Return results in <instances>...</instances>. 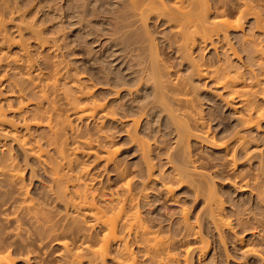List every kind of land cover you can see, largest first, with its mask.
I'll use <instances>...</instances> for the list:
<instances>
[{
	"label": "rangeland",
	"instance_id": "obj_1",
	"mask_svg": "<svg viewBox=\"0 0 264 264\" xmlns=\"http://www.w3.org/2000/svg\"><path fill=\"white\" fill-rule=\"evenodd\" d=\"M208 1L215 2L217 0ZM122 2L125 1L0 0L2 4L0 5V16L7 15L6 17L2 16L3 19H1L2 21L5 19L4 22H7L4 25L7 24L5 27L10 32L9 36L11 34V37H14L13 39L19 37L16 27L13 28L19 22L24 26L22 30L23 37L28 39L31 44L34 40L33 30L36 31L37 36H40L46 42L48 41L45 44L46 46H43L44 48L35 47L36 49H34L32 47V57L35 55L36 58L34 59L37 62L36 68L46 69L43 73L47 72V75L48 71H52L49 69L53 65L52 62H56L55 59L58 61L61 59L62 65L63 62H66L67 66L69 64L68 70H73L69 75L74 76V73H76L78 77L80 74L79 78L82 81L84 80L85 86L92 89L94 96H97V100L98 98H100L98 101L104 100L109 107L111 106L110 108L116 110L117 116L119 115L120 118L115 121L107 119L105 127L106 131L112 134L111 139H113V144L117 149L116 157L119 158L118 160L122 166H126L128 175L132 179V187L140 193L138 204H140L141 214L147 219L152 218L156 224H162L166 231L169 229V231L175 233L178 230L177 224L180 222L181 212L184 209L189 219L195 221L196 227H199L197 229L200 231L199 235L204 236H202L205 238L204 243L207 240L205 243L208 245L207 256L197 257L196 252H199L200 245L203 244H200L199 239L203 238L201 236H199V239L196 238L197 240L192 237L188 238L190 245L192 244V247H195L192 250L194 252L191 251L192 255L190 253L192 263L190 257H188L190 264H204L203 262L209 260V258L212 264H264V120H261L258 127L253 125L242 127L239 114L245 110L238 106L240 104L239 98L236 94L231 95L229 89L214 85L212 79L198 77L196 74L191 73L193 69H191L189 59L182 56V52L174 46L175 43L169 42L170 39L167 35H169L170 25L168 26L163 18L158 19L156 17H149L145 22L139 20L135 22V17L129 16V19V17L122 15L124 13L122 11L126 10ZM229 2L231 1L229 0ZM260 2L263 4L264 0ZM230 19L233 20V16ZM253 26V16H248L242 20V29L246 34L252 30L256 32ZM241 33L242 31L239 29L230 30L228 33L229 41L233 42L234 46L237 45V48L236 35ZM261 37L264 39V36L261 35ZM221 38L222 35L218 38L212 36L213 44L210 43L211 40L207 41L208 43L206 42L205 45L202 43L195 44L192 49V56L195 60L201 62L204 65L203 67L216 66L221 62H225V64L227 62L229 64L233 63V66L247 75L242 76L243 79L240 78V82L238 81L235 87L240 88V90L244 89V91L250 88L251 91L257 89L258 86L257 90L259 91L254 90L256 91L253 96L254 101L255 103H261L259 106L263 105L264 99L260 91L264 89V68L258 69L260 66L255 62L257 59H251L250 63L254 62V65H250H252L255 73L258 72L259 75H257L260 78L259 84L256 86L253 78L248 77L250 73L246 74V68L250 66L247 63L249 62L247 61L248 58H245L246 52L242 53L243 51L238 48V53H241L239 58H234L228 51V53H223L225 49H223L222 45L224 44ZM51 41L56 42L55 44L59 43L58 49L57 46L53 48H56L54 51L52 48L47 49L53 44ZM151 47L156 51H152L153 48ZM2 48L1 46L0 52L3 50ZM8 50L6 51L9 54L15 55L18 52L17 44L11 46ZM40 53L42 54L39 55ZM43 53L47 55L46 60ZM151 59L159 60L161 67L163 66L167 70L164 69V72H168L164 78L171 79L172 82L179 80L182 84L187 83H184L183 86L186 85L184 89L187 88L185 92L187 94L188 91L187 95L191 98L189 99L191 101L187 103L189 106L187 104L186 106L194 107L195 111H198L194 115L197 121L194 120V122L193 119L189 118L190 121L186 118L187 123L190 121L188 125H190L189 131H191L189 138H185L187 141L181 140L184 142H182L183 144L181 142H177L179 145L176 144V141H179L177 138L178 124L174 119L181 116L178 113H181L182 110L180 112L178 109L186 108V106L180 107L176 100L174 101L170 92L163 95L157 91L152 80L147 81L155 75L154 72L145 73L143 71ZM233 68L230 70L234 71ZM1 69L6 70L10 76H14V70L5 69V66L4 69L3 67L0 68V76L6 72H2ZM16 72L18 71H15V76L19 75L18 73L24 74L23 70ZM143 75L145 78L141 79ZM73 76L66 79L70 86L72 83H76L73 81L75 78ZM123 85L131 89V92L124 89L117 96H113L112 90L116 89L114 87ZM0 90V102L2 101L1 103L6 107V100H4L7 96L6 89L0 88ZM62 99H59L60 105L63 108L67 107L64 109L70 115L71 109L63 103L64 100ZM191 109L187 108V110L192 111ZM62 111L65 113L64 110ZM192 112L194 114V111ZM9 114L8 117H10ZM125 115L126 117H124ZM131 117H138L140 120L136 128L135 126H129L128 121L125 119ZM70 118L74 119L75 122H72L77 126L84 125L85 120ZM85 122L86 127L93 129L94 122ZM2 126H0V132H3L1 137L4 139L3 142L6 143V149L13 155L16 154L15 158L17 157L16 161L19 162V167L22 168L20 172L23 174V181L29 194L38 202L46 200L42 203H44V206L48 203L45 208L49 210L48 207H51L49 212H53L54 216L59 211H61L60 214L63 211L65 212L62 202L59 201V203L57 200H53V197L52 199L47 198V195L51 198L48 193L50 175L45 171V166L39 164L38 160L31 155H24L16 144L11 141L10 132L7 129L3 130L7 126ZM91 128H86V130L88 132L93 131L89 133L95 135V129L92 130ZM132 129H134L133 132L130 131ZM237 135L240 136L239 138L244 139V146H237L236 150H233V147L237 145ZM226 139L228 145L230 143V147L227 148L218 145L217 147L211 143L212 140L218 143ZM143 141L150 143V158L148 156L147 159H150L153 166V168L151 167V171L154 173L151 174L152 176L148 175L146 158L142 156L139 148V143ZM76 154L79 162L86 163L84 165L89 164L87 166H89L90 173L97 178L94 181L96 186H100V189L103 188L102 191L106 190V192L109 191V188L115 187L113 184L117 182V178L110 165H107L109 167L103 166V161L94 158V155H87L84 149ZM178 170L183 173L181 174L182 180L180 178L182 182L177 181L176 174ZM184 175L187 176V181ZM196 180L200 182L201 188L203 187L202 190H204L199 192V194L201 193L200 196H196L194 192V189H196L194 184H198ZM166 183L171 189L168 192L165 189ZM6 185L9 190L5 189ZM16 185L18 184L11 185V187H14L11 189L9 184H4L2 185V191H0V245H5V248L8 249L9 254H11L10 257L14 258V264H62L66 257H62L63 247L55 243V238H50L47 243L46 239L40 241L36 233V236H34L35 231L31 229L32 227L29 228L31 223H27L29 222L27 218L26 220L22 217L25 221L23 219L19 220L21 222L20 229H17L16 226L18 225L14 223V220L6 219V217L12 215L11 212L14 207L11 206L15 205L11 196L15 195L16 197V191L14 190ZM244 185H246V188ZM206 187H211L216 197L223 203V209L221 210V213H223L220 216L229 224L222 226L221 229L215 226L206 214L204 200L208 191ZM202 192H205V195ZM5 193L7 196H5ZM62 238L65 239L66 237ZM40 242L44 244H40ZM198 242H200V245ZM245 247L253 248L254 252L245 253ZM5 248L4 250H6ZM80 259H82L80 264H88L87 260L89 258L80 257ZM105 262L106 264L110 263V259H106Z\"/></svg>",
	"mask_w": 264,
	"mask_h": 264
},
{
	"label": "bare ground",
	"instance_id": "obj_2",
	"mask_svg": "<svg viewBox=\"0 0 264 264\" xmlns=\"http://www.w3.org/2000/svg\"><path fill=\"white\" fill-rule=\"evenodd\" d=\"M124 1L125 2L122 3L126 10L123 8L125 11L122 12H126L127 14L122 13V15L132 18L135 17V22H137L136 20L145 22L149 17H156L158 19L163 18L165 23H167L168 26L170 25L169 35H167L170 39L169 42L172 44L175 43L174 46H176L177 50L182 52H180L182 56L189 59V63H191L192 67L191 69L194 70V72L191 70V73L196 74L198 77L212 79L213 84L215 83L214 85L220 86L223 89H229L231 95L236 94L240 102L238 106H241L245 110L243 113L239 114V121L242 127H250L252 125L256 127L259 126L261 120H264V102L263 105L259 106L261 103H255L254 101L255 99L253 96L256 94V91H259L257 90V85L259 84L260 78H258V72L255 73V70L252 69V65H250L254 62H250L251 59L255 58L254 60L257 59L255 62L260 66L258 69L264 68V39L261 37V35L264 36V2L262 4L260 2L261 0H230L231 2H229V0H217L215 2H209L208 0ZM1 3L0 5H2ZM7 3L4 4L8 5ZM2 16L3 15L0 16V45L3 47V50L1 49L2 51L0 52V68L3 67L4 69L5 66V69L14 70V76H10L6 70L5 72L1 69L2 72L4 71L5 73L0 76V88L6 89L5 92L7 96L4 98V100H6V107L1 103L2 101L0 102V126H7V128H3V130L7 129L8 132L11 133H9V135H11V141L16 144L17 148H19L24 155H31L38 160L39 164L45 166V171L50 175L48 193L51 195V198L49 195H47V198L49 197L48 199H52L53 197V200L62 202V206L65 210V212L63 211L64 214H60L61 211H59V215L57 214L54 216L53 212H49L51 207H48L50 208L49 210L45 208L48 203L45 206L43 205L44 203L42 202L46 200L38 202V200L36 201L32 198L27 187H25L26 184H24L23 181V174L20 172L22 168L19 167V162L16 161V154L13 155L6 149V143L3 142L4 139L1 137L3 132H0V191H2V185L4 184H9V188L11 189L14 188L11 187V185L18 184L16 185L17 189H14L16 191V197L15 195L11 196L15 204L11 206L14 207L11 212L12 215L10 214L11 216L6 217V219L14 220V223L18 225L16 226L17 229H20L21 227H19V225L21 222L19 220L23 219L22 217L25 219L27 218L28 220H26L29 221L27 223H31L29 228L32 227L31 229L35 231L34 234H37L40 241H45L46 239L47 243L50 238H55V243L63 247V253L61 252V254H63L62 257H66L64 261L62 260V264H80V260H82L80 257L89 258L87 260L88 264H106V259H110L111 264H190L192 257L190 253L195 247H192V244L190 245L188 238L192 237L193 239H199V236H201V238L204 236L199 235L200 231L197 229L199 227H196L195 221L189 219L184 209L181 212V219L179 224H177L178 230L176 228L177 232L175 231V233L169 231L168 228H166L168 229L166 231L162 227V224H156L152 218L147 219L141 214L139 208L140 204H138L140 193L136 192L135 188L132 187V179L128 175L127 169L125 168L126 166H122L118 160L119 158L116 157L117 149L113 144V139H111L112 134L106 131L105 127L107 119L115 121L120 118L119 115V117L117 116L118 113L116 110L110 108L111 106L109 107L104 100V102L102 100L98 101L100 98L97 100V96H94L92 89L84 85V80L82 81V79L79 78L80 74L78 77L74 72V76L69 75L73 70H68L69 64L67 66L66 62H63V66L61 59L60 61L55 59L56 62H52L53 65L49 68L52 71H48L47 75V72L43 73L46 69L36 68L37 62L34 59L36 58L34 57L35 55L32 57V47L34 49H36L35 47H43L48 41L46 42L40 36H37L36 31L32 29L34 40L33 44H31L28 39L23 37L22 30L24 26L19 24V22L13 27H16L19 37L13 39L14 37H11V34L9 36L10 32L8 28L5 27L7 24L4 25L7 22H4L5 19L2 21L3 17L7 15ZM229 16H233V20L230 19ZM248 16H253V27L256 32L252 30L246 34L242 29V20ZM237 29L241 30L242 33L236 35L237 40L235 42L238 44L239 50L243 51H241L242 53L246 52L245 58H248L247 61L249 62L247 63L250 65L246 68V74L250 73L248 77H250V79L253 78L257 86V89L255 88L251 91L250 88L244 91V89L240 90V88L237 89L235 87L238 81L240 82V78L243 79L242 76L245 77L247 75L243 74V71L238 70L239 68L237 69L233 66V63L229 64L227 62V64H229L227 65L225 62H221L216 66L213 65L214 67H203L204 65L195 60L192 56V49L195 44L202 43L205 45L209 40H211L210 43L212 42V36H217L218 38V36L222 35L221 39L224 44L222 46L224 48L221 47L225 49L223 53L228 51L234 58H239V54L241 53H238L237 45L234 46V44H232L233 42L229 41L230 39L228 38L230 30ZM52 43L53 44H51V46L49 45L50 47H47V49H53L56 46L58 49L59 43ZM15 44H17L18 52L15 55L9 54L6 50L10 49L11 46H15ZM211 44H213V42ZM54 50H56V48L53 49V51ZM153 50L156 51L154 48L152 51ZM41 54L42 53L39 55ZM43 54L45 55H43L45 59L47 55L46 53ZM149 62L150 63L145 66L143 71L145 73L151 71L154 72L155 75L147 81L152 80L157 91L163 95L170 92L174 101L176 100V103H178L180 107H184L183 105L186 106V104L191 101L189 100L191 98L187 95L188 91L187 94L185 92L187 88L184 89L186 85L183 86L186 82L182 84L179 80L172 82L171 79L164 78L165 74L168 72H164L166 69L163 66L161 67V62L156 59H151ZM232 68L235 70H230ZM19 70H23L24 74L21 75L18 73ZM15 71H18L16 72L19 74L16 75L17 77L15 76ZM69 76L75 77L73 81L76 83H72L73 85L71 84V86L66 80L69 79ZM143 78H145L144 75L141 79ZM43 79L47 80L44 81ZM94 85L96 86V84ZM95 86L93 87L95 88ZM124 86L125 85L114 87L116 89L112 90L113 96H117L124 89H128ZM263 91L260 92H262L261 95L264 99ZM127 92H131V89H128ZM61 98L64 100L63 103L67 104L66 106H69V109H71V116L64 109L67 107L63 108V106L60 105ZM187 108L194 109V107L187 106L186 108L178 109L180 112L182 110L181 113H178L181 116H179L180 118L175 117L174 119L178 124L177 138L179 141H176L177 145H179L177 142L182 143L189 138L191 130L189 131L190 125L188 124H190L191 119L197 121L194 115L198 111L191 109L194 111L193 114V112L187 110ZM69 109L68 111H70ZM62 110H64L65 113ZM169 111H171V109H169ZM8 114L10 117H8ZM70 117H74L81 121L94 122L95 125L93 124L92 126L96 134H90L93 131L90 130L89 133L86 130V128L91 127H86L85 121L83 122L84 125L81 124L83 126H77V124L73 123L75 122L73 121L74 119L72 120ZM124 117H126V115ZM186 118L190 120L189 123H187L188 120L186 122ZM125 119L128 121L129 126H135V128L140 122L138 117ZM133 130L134 129L130 131L133 132ZM5 134L7 133L5 132ZM237 137V145H235V147L232 145L234 148H232L233 150H236L237 146L241 147L244 143V139H241L242 137L239 138L240 136L238 135ZM227 141L226 139L225 141L222 140L216 143L212 140L211 143L215 146L218 145L219 147L227 148L228 146L230 147V143L228 145ZM139 148L142 152V156L146 158L148 175L152 176L154 173H152L151 167L153 168V166L150 159H147L150 152V143H147V141L140 142ZM82 149H84V151L86 150L87 155H94V158L101 160V162L103 161V166L110 165V167H112L111 169H113L112 171L117 178V182L115 178L116 185L113 184L115 186L114 188H109V191L106 192V190L102 191L103 188L100 189V186L95 185L94 181L97 180V178L90 173L89 166H87L89 164H82L76 156V153L82 151ZM181 171L185 172L183 170ZM181 171L179 172L178 170L179 173L177 172L176 174L177 181L179 182H182L180 181L181 174H183ZM194 185H196L195 187L193 186L196 188L194 189L195 195L200 196L201 193L199 194V192L204 191L202 190L203 187L201 188L199 181L198 184ZM165 187L167 192L171 190L167 183ZM244 187L246 188V185H244ZM5 189H8L7 185ZM206 189L208 190H206L207 193L204 198L206 214L209 216L210 220L213 221V224L221 229L222 226H227V224H229L220 216V214L223 213H221L223 203L216 197L211 187H206ZM202 193L205 195V192ZM5 196H7V194ZM12 232L10 233L12 234ZM36 234L34 236H36ZM16 235L18 236V234ZM62 237L66 238L64 239ZM204 239L205 238L199 239L201 243L198 242V244H203H199L201 247L199 248V252H196L197 257L207 254L208 245L205 244L207 240H205L204 243ZM41 243L42 242H40V244ZM4 248L5 245H0V264H14V258L12 259L8 249L5 248L6 251ZM244 252L249 254L254 251L253 248L245 247ZM188 257H190V262ZM211 262L209 258V260H205L203 263L212 264Z\"/></svg>",
	"mask_w": 264,
	"mask_h": 264
}]
</instances>
